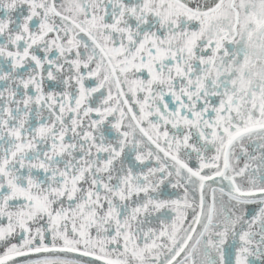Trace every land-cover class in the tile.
<instances>
[{
	"label": "snow or ice",
	"instance_id": "1",
	"mask_svg": "<svg viewBox=\"0 0 264 264\" xmlns=\"http://www.w3.org/2000/svg\"><path fill=\"white\" fill-rule=\"evenodd\" d=\"M0 14V264H264V0Z\"/></svg>",
	"mask_w": 264,
	"mask_h": 264
},
{
	"label": "flooded vegetation",
	"instance_id": "2",
	"mask_svg": "<svg viewBox=\"0 0 264 264\" xmlns=\"http://www.w3.org/2000/svg\"><path fill=\"white\" fill-rule=\"evenodd\" d=\"M0 15H2V14H0Z\"/></svg>",
	"mask_w": 264,
	"mask_h": 264
}]
</instances>
